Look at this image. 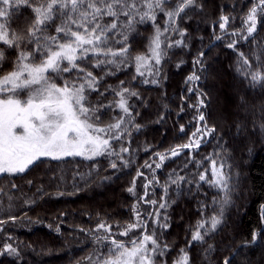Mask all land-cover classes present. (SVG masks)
<instances>
[{"label":"snow or ice","instance_id":"snow-or-ice-1","mask_svg":"<svg viewBox=\"0 0 264 264\" xmlns=\"http://www.w3.org/2000/svg\"><path fill=\"white\" fill-rule=\"evenodd\" d=\"M203 7L200 0H0V176L25 174L42 158L62 160L83 156L92 160L115 157L109 159V167L117 169V161L127 167L129 160L124 154L130 151V128L139 131L142 127L134 123L133 112L136 115L139 112L129 101L133 97L141 101V97L123 80L116 87L105 85L103 90L102 81L125 68L134 67L133 80L137 75L145 76L142 69H146L153 78L145 79L143 83L158 84L157 77L161 73L157 66L167 57V50L188 47L185 42L188 30L180 27L179 22L191 19V13L202 11ZM23 9L32 13V19L25 28L17 31L12 26L13 19ZM158 17L164 21L163 28L157 23ZM240 19V27L231 28L230 16L221 14L213 25V33L215 40L229 38L225 46L237 54L234 69L237 77L248 91L258 90L261 95L259 104L246 95L237 98L238 110L232 120L236 133L233 139L239 137L242 142H249L252 136H264V47L253 50L250 59L237 45L254 40L258 24L264 25V0H252ZM148 23L154 29L148 45L150 55H134L130 51V33L136 31L137 25ZM217 27L221 34H215ZM173 36L177 38L172 39ZM113 44L119 47L114 48ZM11 53L14 58L9 59ZM203 57L201 50L193 60L194 71L185 79V84L190 85L187 92L196 96V103L188 105L197 113L193 117L195 132L188 143L178 145L166 154L156 153L159 162H145L144 167L151 170L152 179L137 170L136 176L144 177V191L137 194L135 178L127 188L136 197L130 221L123 225L117 223L115 232L112 224L103 221L87 230L97 245L93 255L83 258L88 264H169L172 246L162 236L171 226L168 209L176 203L165 198L172 185H175L177 196L182 194V186H187L189 194L195 189L205 201L200 202V218L190 226L185 246L179 248L171 264H192L189 249L194 245L201 247L205 260L216 251L217 245L212 241L227 226L226 210L234 204V177L237 174L221 158V153L227 150L223 148V136L218 126L209 125L201 110L208 107L207 93L191 86L200 81L207 70ZM6 63L10 70H5ZM183 63L181 60L176 67ZM95 69H100L103 75H95ZM93 92L100 97L96 103L89 100ZM107 95L116 99L105 105L103 100ZM113 106L120 110L119 118L105 123L101 120L100 110ZM180 130L184 131L183 126ZM208 139L217 140L220 149L215 153L217 159L205 157L210 169L203 168L194 179L173 170L168 181L160 184L155 170L161 168L166 159L179 156L184 149L198 150ZM197 168L200 169L201 164L198 163ZM27 183L31 185L32 181ZM153 184L162 189L159 201L148 199L149 186ZM201 184L216 190L210 200ZM11 188H17V185L13 183ZM37 192L42 189L37 188ZM0 193H4L3 187H0ZM141 203L151 205L152 210L142 213L139 210ZM261 218L264 225V211ZM17 219L19 217L11 215L7 220L0 219V232L4 224ZM59 230V227L55 229ZM11 239L9 236L0 244V256L20 260L21 248L8 242ZM258 243H264V227L253 230L250 239L241 241L239 247ZM231 260L232 257L225 256L221 264H231Z\"/></svg>","mask_w":264,"mask_h":264},{"label":"trees","instance_id":"trees-1","mask_svg":"<svg viewBox=\"0 0 264 264\" xmlns=\"http://www.w3.org/2000/svg\"><path fill=\"white\" fill-rule=\"evenodd\" d=\"M200 2L204 5L202 11L197 10L191 13V19L179 22L180 27L188 30L185 37L188 47L167 50V57L157 66L161 73L160 77H157L158 84L143 83L145 79L150 81L153 78L148 75L146 69H142L145 70V76L137 75L133 80L134 67L125 68L102 81L103 90L105 85L116 87L119 81L123 80L141 97V101H137L135 97L129 101L139 112V115L133 112L134 123L142 127L139 131L130 128V151L124 154L129 160L127 167L121 166L119 161L117 169L109 167V159L115 157H96L92 160L83 156L65 157L62 160L42 158L25 174L0 176V187L4 188V193H0V219L7 220L10 215L19 217L15 222L8 221L2 226L0 244L10 236L12 239L8 242L18 244L22 251L20 260L12 256H0V264H88L83 258L93 255L97 245L87 230L94 229L103 221L112 224L115 232L117 223L123 225L131 220V208L136 202V197L132 196L127 188L135 178L137 194L141 195L144 191V177H137V170L152 179L151 170L144 167L145 162H159L156 153L166 154L172 148L188 143L195 132L196 122L193 117L197 113L188 105L196 103V96L187 92L190 85L185 84V79L194 71L193 60L201 50L204 52L203 59L207 70L201 80L191 86L207 93L208 107L201 110L205 112L209 125L218 126L223 136V148L227 150L221 153V158L232 166L237 175L234 177V204L226 210L227 226L212 241L217 245L216 251L211 254L209 260H205L201 247L194 245L189 249L192 264H221L225 256L233 253L231 264H264V243L242 249L239 247L241 241L250 239L253 230L262 228L264 136H252L249 142H242L239 137L233 139L236 133L232 127V120L235 118L233 114L238 110V96L246 95L259 104L261 95L258 90L248 91L237 77L234 71L237 54L225 46L229 42L227 36L207 48L215 40L213 25L221 14L230 16L231 28H239L240 17L247 12L252 0ZM232 17H235L234 21ZM31 19L32 13L23 9L14 17L12 26L19 31L25 28ZM157 23L161 28L164 27L161 17H158ZM153 31L151 23H148L137 25L136 31L130 33V51L134 55H150L148 45ZM215 34H221L218 27ZM254 36V40L242 41L237 45L250 59L253 50L264 47V25L258 24ZM112 46L119 47L118 44ZM12 58L14 53L9 57ZM181 60L184 63L177 68L176 65ZM4 68L10 70L9 64L6 63ZM93 71L95 75H103L100 69ZM57 83L61 81L57 80ZM99 99L95 92L89 96L92 103ZM115 99L107 95L103 102L108 105ZM99 114L102 121L111 123L119 118L120 110L114 106L105 107ZM181 126L184 128L183 132L180 130ZM249 147L251 151L248 150ZM217 151H220L217 140L208 139L207 142H202L198 150L184 149L179 156L166 159L162 167L155 170V175L160 184L168 181L173 170L188 179H194L203 168H211L205 157L212 156L217 159ZM198 163L201 164L200 169L197 168ZM225 171L228 169L225 168ZM28 180L32 181L31 185L27 183ZM13 183L17 188H11ZM37 188L42 189V192H37ZM201 188L207 193L209 200L215 195V189H210L204 184H201ZM182 189V194L177 196L175 185H172L165 197L176 201L168 209L171 226L162 236V239L172 246L169 264L175 259L179 248L185 246L190 226L200 218L199 204L205 201V197L196 193L195 189L192 190L193 194L187 192V186H182ZM162 195L159 185L149 186L148 199L159 201ZM26 200L34 202L25 203ZM139 210L146 213L152 210V206L141 203ZM161 211L163 214V210ZM57 227L59 232L55 231ZM151 227L149 222V229Z\"/></svg>","mask_w":264,"mask_h":264},{"label":"water","instance_id":"water-1","mask_svg":"<svg viewBox=\"0 0 264 264\" xmlns=\"http://www.w3.org/2000/svg\"><path fill=\"white\" fill-rule=\"evenodd\" d=\"M217 40H214L209 46H207V48H209L211 45H213ZM264 211V204L261 207V212ZM262 227H264V225H262ZM234 254V253H233ZM233 254L230 255V257H233Z\"/></svg>","mask_w":264,"mask_h":264}]
</instances>
